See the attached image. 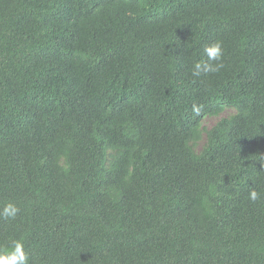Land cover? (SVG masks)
I'll list each match as a JSON object with an SVG mask.
<instances>
[{"label": "trees", "instance_id": "16d2710c", "mask_svg": "<svg viewBox=\"0 0 264 264\" xmlns=\"http://www.w3.org/2000/svg\"><path fill=\"white\" fill-rule=\"evenodd\" d=\"M262 160L264 0H0V249L264 264Z\"/></svg>", "mask_w": 264, "mask_h": 264}, {"label": "clouds", "instance_id": "9594fccd", "mask_svg": "<svg viewBox=\"0 0 264 264\" xmlns=\"http://www.w3.org/2000/svg\"><path fill=\"white\" fill-rule=\"evenodd\" d=\"M208 61L216 62L212 63H200L196 62L193 65V75L200 76L201 73L206 72H218L223 68L222 56L223 48L220 41H215L210 45H207L204 49ZM193 111L199 113V108L193 105ZM261 167L264 168V160L261 162ZM248 198L255 202L260 198V193L256 190H251L248 194ZM19 209L14 203H6L2 209H0V217L3 218H15ZM0 264H29V255L24 249L23 242L20 240H14L11 243L10 250L0 249Z\"/></svg>", "mask_w": 264, "mask_h": 264}, {"label": "rangeland", "instance_id": "374dc122", "mask_svg": "<svg viewBox=\"0 0 264 264\" xmlns=\"http://www.w3.org/2000/svg\"><path fill=\"white\" fill-rule=\"evenodd\" d=\"M236 112V110L232 107H227L225 109V111L223 113H221L220 115L217 116H207L204 118L203 122H202V127L204 128V134L206 133V131L210 128H212L214 125H216V123L222 118V117H229L231 115H233ZM206 135V134H205ZM206 137L204 136V138L195 145V149L197 151H201L205 145L206 142Z\"/></svg>", "mask_w": 264, "mask_h": 264}]
</instances>
